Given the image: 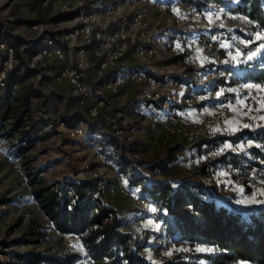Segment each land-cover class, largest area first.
Masks as SVG:
<instances>
[{
    "label": "built area",
    "instance_id": "2783aa9c",
    "mask_svg": "<svg viewBox=\"0 0 264 264\" xmlns=\"http://www.w3.org/2000/svg\"><path fill=\"white\" fill-rule=\"evenodd\" d=\"M244 1L95 0L71 18L72 26L48 37L30 55V68L61 62L55 80L69 84L77 103L87 108L86 116L61 124L79 143L94 139V163L85 166L77 183H88L85 197L93 200V211L99 213L119 196L132 199L139 210L119 225L116 211L110 210L87 234L117 225L115 230L146 264L188 263L204 246L169 229L162 201L145 189L157 181L154 176L133 183L126 175L124 160L135 164L142 157L137 145H129L145 132L152 148H159L164 136L196 148L203 180L194 182V191H204L203 199L239 211L264 207V46L257 60H242L260 44L256 35L264 27L239 9ZM258 4L264 15V0ZM3 56L1 85L9 73L26 69L18 65L12 44ZM131 59L135 65L122 64ZM138 114L141 124L135 120ZM98 119L106 130L92 131ZM106 141L112 145H103ZM151 170L161 173L159 165ZM226 188L243 189L256 206L231 205L220 195ZM61 196L68 210L82 201L71 183ZM8 217L0 211V223ZM103 238L102 233L98 240ZM6 262L0 258V264Z\"/></svg>",
    "mask_w": 264,
    "mask_h": 264
},
{
    "label": "rangeland",
    "instance_id": "374dc122",
    "mask_svg": "<svg viewBox=\"0 0 264 264\" xmlns=\"http://www.w3.org/2000/svg\"><path fill=\"white\" fill-rule=\"evenodd\" d=\"M91 1L93 0H52L44 3V0H0V54H6L7 44L13 45L16 40H20L17 54L22 62L31 63L30 55L44 44L48 37L59 36L72 26L71 17L63 15L88 10L90 7L86 8V4L89 6ZM63 2L68 3V9L63 6ZM138 6L139 4H136L135 8ZM37 23L42 25L34 27ZM256 38L260 40V44L256 49L250 47L245 54L246 57L242 56V60H257L262 54L264 44L261 43H264V33H258ZM127 62L130 65L136 64L133 59ZM15 65L14 63L12 67L6 66V73ZM61 65L59 61L36 63L31 66L32 74L23 85L28 87L34 85L43 93L42 97L31 100V112L34 122L42 125L45 137L21 157L16 155L13 149L19 135L8 138L0 134V200L6 204L5 206L3 203L0 204V211L6 210L9 214V221L0 223L2 253L0 258L6 260V264H24L17 255L36 252L60 256L77 253L81 257L77 264H89L79 237L58 233L52 222L33 201L26 178V171L30 166L40 167L44 170L42 176L46 183L56 184L61 188L70 183L77 184L85 176L82 174L85 166L94 163L93 137H88L84 144L79 143L70 136L66 125L61 124L62 118L70 120L87 114V108L77 103L69 84L58 83L55 80ZM135 120L141 124L137 116ZM237 122L238 118L231 122L232 126H236ZM95 130H106L99 119L94 122L92 131ZM147 134L142 133L138 142L129 145L130 147L137 145L142 152L141 160L135 164L124 160L123 168L129 179L145 180L154 176L157 181L146 183L145 180L147 185L153 182L177 184L182 181L203 180L202 168L196 164L192 150L187 144L176 138L166 137L162 138L158 149H153L148 145ZM102 144L112 145L107 141ZM154 165L160 166V174L152 173L151 168ZM220 195L228 203L239 208L257 204L253 199L245 194L241 195L238 190L232 188H226ZM134 204L130 198L125 200L116 198L108 203V206L115 208L116 222H119L129 219L130 216L126 215V212L129 214L136 212ZM146 224L152 225V221L147 220ZM208 249L204 245L199 249V254ZM202 263L207 264L204 261Z\"/></svg>",
    "mask_w": 264,
    "mask_h": 264
},
{
    "label": "trees",
    "instance_id": "16d2710c",
    "mask_svg": "<svg viewBox=\"0 0 264 264\" xmlns=\"http://www.w3.org/2000/svg\"><path fill=\"white\" fill-rule=\"evenodd\" d=\"M239 9L264 27V15L258 0H245ZM74 15L67 13L63 17L72 18ZM17 45H20V40L13 44L15 59L26 69L25 73H9L3 80L4 85L0 83V134L8 138L19 135L13 149L16 155L23 157L45 137L42 125L34 122L31 112V100L42 97L43 93L34 85L23 86L32 69L20 60ZM0 57L4 59L2 54ZM75 119L65 117L62 121L69 125ZM43 172V168L35 166L26 171L33 201L58 233L79 237L89 264H146L143 257L135 254L126 243V236L115 230L121 221L105 230L86 233L92 224L102 222L110 210L115 211L111 206H104L99 213L93 211V200L85 197L88 183H71L82 201L68 210L67 199L61 196L63 187L46 183ZM178 184L153 182L145 185V189L162 201V207L168 214L166 223L175 236L197 240L209 249L188 263L168 264H201L203 261L207 264H264V207L246 211L229 209L216 199H203L204 191L195 192L194 182ZM1 203L5 202L0 200ZM102 233L104 238L98 240ZM17 256L24 264H77L81 258L77 253L60 256L36 252Z\"/></svg>",
    "mask_w": 264,
    "mask_h": 264
},
{
    "label": "crops",
    "instance_id": "0c3cea01",
    "mask_svg": "<svg viewBox=\"0 0 264 264\" xmlns=\"http://www.w3.org/2000/svg\"><path fill=\"white\" fill-rule=\"evenodd\" d=\"M95 0H93V1H91L90 2V4H89V6L86 4V8H88V7H91V5H92V3L94 2ZM108 1H116V0H108ZM128 61V60H127ZM127 61H124V62H122V64H129ZM124 64V65H125ZM123 69H125V68H123ZM135 116H137V118L141 121V119L143 118V116H141V115H135ZM148 136H149V134H147ZM163 138H166V136H164ZM149 145V144H148ZM150 147V146H149ZM188 148H191V150H192V153H193V157H194V160H195V156H196V148H192L191 146H188ZM154 149V148H153ZM156 149H158V148H156ZM140 181H145V180H140ZM175 186H177V185H179L178 183L177 184H174ZM239 191V193L241 194V195H243V194H245V192H244V190L243 189H239L238 190ZM118 198H120L121 200L123 199V200H125V199H127V198H125V197H123V196H119ZM131 201V200H130ZM129 202V201H128ZM135 205V204H134ZM134 210H136V212L135 213H132V214H129V212H126L127 214L126 215H129L130 217H129V219H127V220H123V221H121V222H125V221H131V220H133L136 216H138L139 215V210L137 209V207L135 206L134 207Z\"/></svg>",
    "mask_w": 264,
    "mask_h": 264
}]
</instances>
